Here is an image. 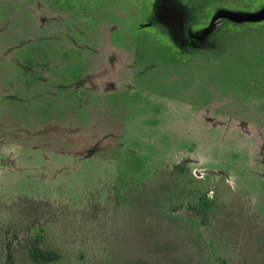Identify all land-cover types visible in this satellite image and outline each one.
<instances>
[{
	"label": "rangeland",
	"instance_id": "1",
	"mask_svg": "<svg viewBox=\"0 0 264 264\" xmlns=\"http://www.w3.org/2000/svg\"><path fill=\"white\" fill-rule=\"evenodd\" d=\"M221 5L264 15L0 0V264H264V17Z\"/></svg>",
	"mask_w": 264,
	"mask_h": 264
},
{
	"label": "crops",
	"instance_id": "2",
	"mask_svg": "<svg viewBox=\"0 0 264 264\" xmlns=\"http://www.w3.org/2000/svg\"><path fill=\"white\" fill-rule=\"evenodd\" d=\"M223 14L226 15L224 17V20L217 22V19H218L217 17H219ZM239 15L241 17H245V18L238 20ZM255 15L262 16L263 13L262 14L261 13L253 14L250 12H241V11L233 10L231 7L221 5L218 8H216L213 15L209 16L208 18L206 17V15L204 16V21H203V23H201V28L199 29V31L211 30V33L213 35L217 29L227 28L228 25L233 26L234 24L241 25V24H247V23L254 22V21L246 20V17L255 16ZM263 17H264V15H263ZM261 19H264V18H261ZM261 19H259V20H261Z\"/></svg>",
	"mask_w": 264,
	"mask_h": 264
},
{
	"label": "trees",
	"instance_id": "3",
	"mask_svg": "<svg viewBox=\"0 0 264 264\" xmlns=\"http://www.w3.org/2000/svg\"><path fill=\"white\" fill-rule=\"evenodd\" d=\"M39 241L30 244V258L35 264H46L60 260V254L56 251L42 248Z\"/></svg>",
	"mask_w": 264,
	"mask_h": 264
}]
</instances>
